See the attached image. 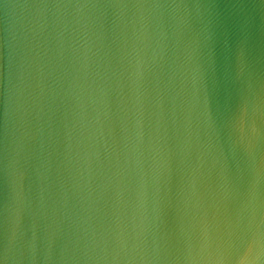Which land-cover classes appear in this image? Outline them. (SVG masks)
<instances>
[{"label":"water","instance_id":"water-1","mask_svg":"<svg viewBox=\"0 0 264 264\" xmlns=\"http://www.w3.org/2000/svg\"><path fill=\"white\" fill-rule=\"evenodd\" d=\"M0 264H264V0H0Z\"/></svg>","mask_w":264,"mask_h":264}]
</instances>
